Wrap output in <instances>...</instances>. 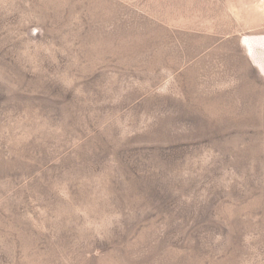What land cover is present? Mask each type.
I'll return each instance as SVG.
<instances>
[{"label":"rangeland","instance_id":"rangeland-1","mask_svg":"<svg viewBox=\"0 0 264 264\" xmlns=\"http://www.w3.org/2000/svg\"><path fill=\"white\" fill-rule=\"evenodd\" d=\"M0 264H264V0H0Z\"/></svg>","mask_w":264,"mask_h":264}]
</instances>
